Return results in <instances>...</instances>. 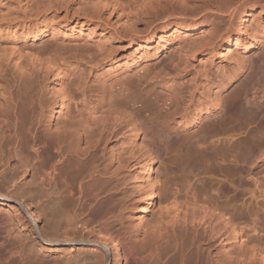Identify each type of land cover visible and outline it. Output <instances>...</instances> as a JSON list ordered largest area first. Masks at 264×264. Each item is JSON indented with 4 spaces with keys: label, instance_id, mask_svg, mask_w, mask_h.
Returning a JSON list of instances; mask_svg holds the SVG:
<instances>
[{
    "label": "rangeland",
    "instance_id": "374dc122",
    "mask_svg": "<svg viewBox=\"0 0 264 264\" xmlns=\"http://www.w3.org/2000/svg\"><path fill=\"white\" fill-rule=\"evenodd\" d=\"M91 1L93 0H67L58 6L55 4V7H53L54 3L47 2V5L51 6L46 11V14L50 16L47 28L52 25L62 29L59 34L53 36L48 34L45 39L33 44L38 47L37 50L61 48L63 58H60V61L67 62L66 64L70 66L62 73L59 80L51 77L48 80V87L56 92L60 88L67 89L72 86V89L74 88L77 92H84L77 100L60 107L59 112L53 117L50 111L53 92H49L46 88L42 89L41 101L47 105V118L51 121V130L66 123L71 112L70 105L75 101L81 102L82 98L92 100V105L97 104L101 99L113 100L117 104H122L129 97L127 101L129 114L130 116L133 114L132 119L142 123L143 133L133 142L132 134L126 133L127 127L123 125V120H118L116 125L121 128L105 142L108 149H113L124 159L126 156L129 157V154L131 156L135 150L136 153L144 155L142 159L149 155L155 159L152 170L157 179L158 197L155 198L153 206L147 212H141L138 218H134L133 208L140 194L133 178L134 163L129 158H127L129 161L126 159L128 162L126 161L125 165L127 166L124 165L125 168L118 176L122 185L104 205V209L109 210L108 216L111 218L113 228L118 234L125 236L128 241L121 264H162L157 255L159 251H164L168 255L171 253L177 255L183 250L196 247L202 241H205L217 258H236L237 254L242 253L244 246L230 236L217 218L207 216L204 219L206 222L201 221L200 225L198 220L191 222L185 218L174 225L167 223L164 214L165 203L160 201L159 197L164 193L169 173L174 172L178 178L183 179L181 175H183L184 167L181 154L184 149V151L192 150L197 159H200L201 155L202 158L208 155L209 169L205 172L206 174L200 171L202 165L199 166V164L202 162L198 161L197 167L192 163V168L194 165L197 169L200 167L199 170H195V175L198 177L195 176L192 181L195 182L197 179L198 183L201 180L198 183L200 185L202 181L207 180L208 188L215 186L213 189L215 192L213 190L211 192V187L208 194H206L207 190L204 193L203 189V194H206V198L212 203H219V201L234 203L244 238L247 235L264 238V195H262L264 186H257L260 180H264V29L258 34L255 47L250 51H244L233 45V50L219 60L217 55L223 38L209 37L210 31L215 27V22L211 18L199 17L195 21L184 22L166 14V16L141 15L142 17L135 21L136 11L134 10L143 0H140L141 2L139 0H113V2L110 0V3H115V10L109 11L108 8H102L100 18L96 15L98 10L95 11L96 9L93 8L96 1ZM254 1L247 8L250 11V24H255L257 20L264 24V13L261 12L264 11L262 0ZM29 3L33 5L36 2L30 0ZM132 7L135 9L133 10ZM4 11L7 10L3 7L2 12ZM238 16L239 13L235 16L237 21ZM0 22L3 27L8 25L5 20L0 19ZM16 24L11 23V28H14ZM78 24L84 25L83 30L72 33L70 28ZM181 26H195L197 29L189 33L184 30L178 32L176 36L166 38L164 48L159 50L156 47L159 33L164 31L169 33ZM218 26V31L222 32L230 25L221 23ZM92 28L95 32L88 35ZM133 28L137 30V34H132ZM17 35L19 44H30V42L23 41L20 34ZM150 39L153 40L150 41ZM10 41L11 36L6 33L0 37L2 44H10ZM98 44L113 48L115 52L111 55L112 57H107L108 52L98 53ZM81 53L89 62L84 61L80 68H75L78 63L73 55L78 56L79 54L78 57H80ZM134 56L138 57V60L129 67L127 64L133 61ZM146 76L147 82L145 81ZM17 79L16 89H20L22 94L33 93L32 96H37L39 89L33 90V83L20 77ZM76 80L80 83L74 86ZM180 87L182 91L185 90L183 92L186 96H184V103H179L175 97L176 91L181 90ZM190 89L195 91L194 102L188 98ZM214 97L220 100L219 106L196 116L200 104L197 101L199 99L200 101L202 99L213 100ZM126 104L124 103L125 106ZM109 118L112 119V116ZM162 127L163 129L169 128L158 130ZM231 128L239 132L236 137L229 138L225 134L233 130ZM156 130L163 139L159 134L160 137H158ZM159 131H163L162 134ZM168 131L171 133L168 139L170 142L167 140L168 142L165 143V134H168ZM164 132L166 133L163 134ZM217 133L221 134V138L228 137H225L228 142L222 138L224 140L222 143L220 134ZM153 134L157 136V139ZM174 139H176L175 143L178 142L177 144L173 143ZM174 144L177 151L179 148L182 152H177L176 147L172 148L174 150L170 149ZM216 148L227 150L228 155L225 160L218 161L213 158V151ZM230 150L231 153H229ZM233 186L238 187L237 191ZM226 188L228 190H223ZM221 189L224 192L227 191V194L223 195L224 192ZM22 214V210H18L14 202L0 200V242H4L6 236L3 226L9 223L12 225L11 233L15 240L14 246H8L9 248L18 247L22 240V234L18 233H22L24 228L21 224H16L17 219L15 218ZM69 214L67 207L58 220L59 236L67 229ZM253 227L256 228L255 232ZM89 231L90 229L85 230L83 238L92 243L79 242L74 245L65 243L51 247L55 253L63 255L70 251L78 252L81 249L101 253L98 244L103 241L98 233H89ZM174 235L185 241H181L176 247L172 240ZM108 247L110 252L105 257L108 264H117L114 258V243H109ZM133 249L137 253L136 259L131 252ZM101 254L105 256V252ZM166 260L169 264L172 263L168 256Z\"/></svg>",
    "mask_w": 264,
    "mask_h": 264
},
{
    "label": "bare ground",
    "instance_id": "6f19581e",
    "mask_svg": "<svg viewBox=\"0 0 264 264\" xmlns=\"http://www.w3.org/2000/svg\"><path fill=\"white\" fill-rule=\"evenodd\" d=\"M3 1L0 0V19L5 20L8 25L6 27L0 25V37L6 33L11 36V41L10 44L0 42V200L14 202L18 210H22L23 214L17 215L15 218L17 219L16 224H21L24 231L18 233L22 234L19 248H9L8 246H14L13 243H15L11 233L12 225L6 223L7 226L2 227L6 236L5 241L0 242V264H108L105 257L110 252L109 243H114V258L117 264H121L122 258L125 257V247L128 245V241L125 236L118 234L117 230L113 228L111 218L108 216L109 210H105L104 205L122 185L118 176L121 170L125 168L124 165L127 164L129 161L127 158H129L134 163L133 178L140 194L133 208L134 218H138L141 212H147L153 206L155 198L158 197L157 179L154 177L152 170L155 159L151 155L142 159L144 155H140L139 152L136 153V150H132L133 154L131 156L129 154V157L125 155L126 153L123 154V156H126L124 159L122 155H119L113 149H108L105 142L110 140L121 128L116 125L118 120H123V125H125V128L127 127L126 133L132 134L133 142L143 133L142 123L131 118L133 114L131 113L130 116L127 109L129 106L127 103L129 101L128 96L127 100L123 101L122 104L120 103L121 105L113 100L108 101V99H101L97 104L93 103L94 105H91L92 100L88 101V98H82L79 103L75 101L73 104H69L71 112L66 123L51 130V121L47 118V105L41 101L42 89L46 88L49 92H53V103L50 109L53 117L59 112L60 107L62 108L73 100H77L84 92L79 93L74 88L72 89V86L67 89L60 88L56 92L48 87V80L51 77L59 80L62 73L70 66L66 64L67 62L60 61V58H63L61 48L37 50L38 47L33 43L45 39L48 34L53 36L61 32V27L51 25L50 28H47L50 16L46 14V11L51 8L47 5V2L54 3L53 7H55V4L58 6L67 0L63 2L61 0H33L36 2L33 5H30V0ZM111 1L113 2V0ZM252 1L143 0L141 3L138 2L140 5L136 7V10H134L135 7L132 8L136 11L134 14L135 21H138L142 17L141 15L166 16V14L184 22L195 21L199 17L211 18L215 22V27L210 31L209 37L223 38L217 55V58L222 60L221 58H224L233 50V45L244 51H250L255 47L257 36L262 33L264 24L259 20L255 21V24H250V11L247 8L250 4H253ZM91 2H94L93 8L96 9L94 10H98L97 14L95 13L98 17H100L102 8H108L109 11H114L116 8L115 3H110V0H93ZM261 4L264 7V0L261 1ZM3 7L7 10L4 13L2 12ZM133 10L131 11L133 12ZM261 12L264 13V11ZM238 13L237 21L235 16ZM11 23L17 24L15 27L13 26L14 28H11ZM221 23L230 26L220 32L218 31V25ZM83 27V24H78L72 26L70 30L72 33L81 32ZM196 29L195 26H181L169 33L161 32L157 35L158 43L156 47L159 50L164 48L166 38L174 36L178 32L184 30L189 33L194 32ZM131 31L132 34L138 33L135 28ZM94 32L95 30L92 28L88 35H92ZM17 34L21 35L20 38L23 41L30 42V44H19ZM103 52H108L107 57H109L115 50L106 48L103 44H98V53ZM78 56L73 55L74 60L78 63L75 68H80L81 63L84 61L89 62L84 59L86 58L84 54L81 53L80 57ZM132 60L131 63L127 64L128 66L135 64L138 57L134 56ZM18 77L33 83V90L39 89L36 97L32 96L33 93L22 94L20 89L15 88ZM77 80L76 84L73 81L74 86L79 85L80 82H77ZM147 80L146 76L145 81L147 82ZM184 91L181 89L175 93L179 103L185 102ZM188 92L189 100L194 102L196 99L195 91ZM210 100L202 99L200 101L199 99L197 101L200 104L196 116L219 106V99L214 97L213 100ZM124 103H127L126 106ZM200 106L202 107L200 108ZM109 116H112V119ZM163 127L158 130L163 129ZM229 131L225 133L229 138L236 137L239 134L235 128ZM156 132L157 135H160L157 130ZM170 134L169 131L168 134H165V143L170 142L168 140L171 137ZM159 135L158 137L161 136ZM225 137L222 138L228 142V139H226L228 137ZM216 138L219 140L218 137ZM222 138L220 134V139ZM161 139H163L162 136ZM176 139L173 140V143L176 142ZM223 139L220 140L222 143ZM175 144L171 145L170 149L176 147ZM175 149L177 151V147ZM184 150L182 152L178 148V151L182 152V154H178L183 156L181 157L182 166L184 167L183 175H181L183 179L178 178V175L176 176L174 172H172L173 175L169 173L170 175L168 174L169 176L167 175L166 178L164 193L160 194L159 197L160 201L165 203L164 214L167 223L174 225L185 218L191 222L198 220L200 225L206 222L205 217H215L223 224L230 236L243 244L244 247L242 253L237 254L236 258L219 259L206 245L205 241H202L194 248L183 250L181 254H177L178 257L173 253L168 255L164 251H159L157 255L160 262L169 264L166 260L168 256L172 260L170 264H264V238H255L251 235L244 238L234 203L231 201L232 204L229 201L212 203L206 198V194L210 193L208 190L211 187L212 192L215 186L208 188L207 180L202 181L200 185L198 183L201 180L198 183L196 182L197 179L195 182L192 181V178L197 176L195 170L198 161L203 163L199 164V166L202 165L201 173H205L209 169L208 155L203 156V158L201 155L202 159H197L192 150ZM234 150L237 152L236 148ZM190 151H192L193 156ZM226 151L216 148L212 156L218 161H223L228 155ZM229 153H231V150ZM192 163L196 167L194 165L192 168ZM199 169L200 167L197 170ZM223 185H221L222 188ZM258 185L263 187L264 180H260V184L257 183ZM233 187L237 191L238 187ZM217 188L220 189V187ZM217 188H215L216 191H219ZM203 189L204 193L207 190L206 194H203ZM225 192L223 195L227 194V191ZM262 195L264 194L262 193ZM67 207L70 214L67 218V229L63 231L61 235L63 238H61L58 235V220ZM201 221L203 222L201 223ZM40 222H42V225H40ZM78 226H81V228H77ZM86 229H90L89 233L96 232L99 234L103 242L98 244V248L101 253L105 252V256L98 251L86 249H81L78 252L70 251L63 255L55 253L52 249L51 246L53 245L65 243L71 245L79 242L92 243L90 240L83 238ZM253 231L255 232L256 228L253 227ZM172 240H174L173 243L176 247L181 241H185L180 240L177 235H174ZM131 252L136 259V251L133 249Z\"/></svg>",
    "mask_w": 264,
    "mask_h": 264
}]
</instances>
